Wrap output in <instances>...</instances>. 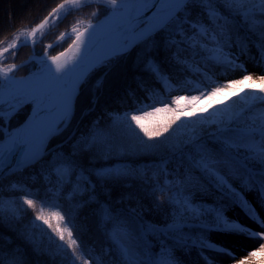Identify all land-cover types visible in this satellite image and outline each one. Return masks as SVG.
<instances>
[{"label":"snow or ice","instance_id":"obj_1","mask_svg":"<svg viewBox=\"0 0 264 264\" xmlns=\"http://www.w3.org/2000/svg\"><path fill=\"white\" fill-rule=\"evenodd\" d=\"M92 2L110 6L107 19L97 24L89 21L83 31L72 26L68 31L60 33L56 43L75 37L71 48L51 56L45 51L39 74L31 78L16 79L10 73L21 65L12 63L7 67H0V118H10L24 103L33 105V114L25 127L7 133V139L0 141V172H3L8 159L17 154L22 157L16 161L17 168L41 156L47 147V141L59 134L70 122L74 98L88 74L106 64L110 58L126 51L133 39L147 40L157 32L175 28L179 31L181 40L174 43L186 44L185 51L191 49L194 55L224 68L225 73L237 69L247 72L239 60V54L248 53L249 43L257 49L259 62L264 63V0H62L52 8L48 16L34 26L15 30L11 40L0 48V58L7 59L9 55L14 57L15 50L23 44H30L34 49L50 24L55 26L69 12L77 11ZM190 5L200 7L208 22L205 23L203 17L195 21L189 20L187 9ZM221 6L224 11H221ZM92 15H97V12ZM185 24L189 25L188 30L184 29ZM241 28L245 32L243 36L240 34ZM188 32L191 34L188 35ZM2 43L4 41L0 40V44ZM233 46L240 50L239 54L231 51ZM51 47L52 43L45 45V49ZM147 70L167 85V77L159 64L148 61ZM194 71L200 72L199 66ZM202 75L205 83H194L190 89L199 92V95H177L174 98L175 107L168 103H164L163 107L143 105L132 113H125L122 119L116 117L121 125L137 136L142 132L148 141L164 136L178 121L183 124L212 123L216 128L207 132V135L218 146V150L210 152L203 143L196 142L198 137H189L187 143H191L193 147L191 168L200 172L203 183L192 181L188 177L175 181L165 178L160 190L169 191L168 203L173 209L172 222L165 229H151L148 232V235L154 237L158 231L166 240H172V244L161 245L159 252L148 251L147 245L141 246L133 242L143 237H137L125 225L122 231L115 232L112 236L121 264H183L176 256V250L187 252L193 248L198 250L205 264H215V260L205 250L225 254L236 260V264H252L257 259L264 264V243L243 259H237L230 249L216 244L206 236L207 232L216 230L255 240L264 239V218L244 195L245 191L256 192L257 202L264 208V75L259 77L258 82L252 75L245 74L242 79H232L222 85L207 72ZM102 83V80L97 81L96 87H101ZM234 96L239 97V101L228 104L227 101ZM201 97H204L203 104ZM182 101L186 103L182 104ZM237 103L243 106L234 111L233 105ZM5 104L8 105L7 113L3 107ZM218 105L225 107L220 108ZM210 109L213 110L211 113ZM162 113L168 114L166 119L160 118ZM205 113H209L213 119L209 120ZM193 117L198 119L193 120ZM180 126L182 124L178 125ZM0 131L3 129L0 128ZM88 143L89 141L84 142L85 145ZM90 143L95 146L101 143V139L96 137ZM73 165L72 160L59 158L58 166L53 169L61 185L70 184L72 177L76 176L70 197L79 194L81 186L84 191L88 187H94L82 174L76 173ZM126 175L124 172L113 171L96 173L98 179L105 181ZM233 181H238L239 187L244 191L235 187ZM209 189L219 193L221 201L227 200L238 207L260 230L255 231L241 224L238 219L227 217L225 206L221 203L205 204L203 195ZM24 191L27 194L20 197L23 205L36 210L37 202L30 198L35 193L27 189ZM197 193L201 195V199H197ZM45 204L60 208L53 201L42 200L31 220L32 228L39 229L42 237H46L49 244H55L58 252L67 254L71 250V264H76L77 260L83 258L86 249L78 252L81 241L72 231L75 224L71 215L66 217L59 210L46 213ZM6 206L13 215L18 214L14 201H5L0 197V216L5 212ZM107 212L110 213L111 210ZM193 229L199 232L193 233ZM27 238L30 243H35L31 234ZM93 259L95 264H102L100 257ZM0 264H6L3 253H0ZM7 264H22V261L13 258ZM84 264H91V261L84 260Z\"/></svg>","mask_w":264,"mask_h":264},{"label":"trees","instance_id":"obj_2","mask_svg":"<svg viewBox=\"0 0 264 264\" xmlns=\"http://www.w3.org/2000/svg\"><path fill=\"white\" fill-rule=\"evenodd\" d=\"M61 2L62 0H0V40L4 41L0 48L11 40L15 30L34 26ZM93 9L99 10L98 18L106 15L108 11L102 5L87 4L77 11L69 12L36 43L37 53H43L46 44L52 43L60 33L69 30L81 10ZM187 11L189 20L195 21L203 17L204 22H208L200 7L190 5ZM221 11H224L222 6ZM183 27L185 30L189 29L187 24ZM240 34L245 35L244 29H240ZM180 40L179 31L175 28L157 32L153 37L138 42L131 50L110 58L106 64L96 68L81 87L75 101L74 114L67 127L49 141L48 148L56 145L57 147L34 163L0 179V197L5 201H14L18 210V214L13 215L6 206L5 212L0 216V253H3L6 264L13 258L19 259L22 264H71V250H68L67 254L58 252L55 244H49L46 237H42L40 230L31 226L35 211L39 210L44 199L60 205L57 209L45 204L46 213L59 210L66 217L69 214L72 217L75 224L72 231L81 241L78 252L86 249L83 258L77 260L76 264H84V260L95 264L94 257H100L102 264H121L112 236L125 225L133 230L137 237H143L140 241L143 246L147 245L148 251L159 252L161 245L172 244V240H166L158 231L154 237L148 235L149 230L165 229L166 225L172 222L173 209L168 203L169 191L165 189L162 192L160 186L165 178L175 181L188 177L193 180L200 175L199 171L191 168L193 147L187 141L190 136L195 135L199 138L196 142L203 143L210 152L218 150L217 144L207 135V132L215 130L216 125L183 124L178 121L164 136L148 141L142 132L137 136L121 125L116 117L122 119L125 113H132L143 105L154 104L156 107H163L164 103H168L175 107L174 98L177 95L190 96L188 91L194 82L205 83L202 72L212 75L221 85L235 79L231 77L222 80L220 76L225 73L224 68L194 55L191 49L185 51L186 44L174 43ZM66 44H57L49 51L56 54L64 49ZM251 46L253 45L249 43V48ZM31 51L30 45L22 46L17 51L14 62H22L29 57ZM231 51L239 54L240 50L233 46ZM248 53L245 55L248 56ZM243 55L239 54L241 63L246 59ZM148 61L159 64L164 76L173 86L167 88L157 75L149 72ZM197 66L200 72L194 71ZM21 72L20 74H26L28 70L23 66ZM99 80L103 83L97 88ZM189 81L193 83H188ZM239 99L234 96L227 103L233 104V101ZM201 100L203 104L204 97H201ZM242 106L239 103L234 104L233 110ZM30 107L31 104H27L18 110L10 118L8 129L20 124ZM218 107L223 108L225 105ZM212 111L210 109L209 113ZM209 113L204 115L211 120L213 117ZM167 116L166 113L160 114L161 119H166ZM181 124L182 126L178 127ZM4 126L5 119L0 118V128L3 129ZM4 135V130L0 131V140ZM69 136L71 137L67 139ZM96 137L101 139V143L93 146L90 141ZM85 141L89 143L85 145ZM85 148L87 150H84ZM59 158L72 160L76 173L82 174L94 187H88L87 191H84L81 186L80 193L70 197L76 176L72 177L70 184L58 183L53 169L58 166ZM121 163L126 166L115 167ZM151 163L160 165L153 169L149 165ZM100 171L124 172L127 175L105 181L97 178L96 173ZM233 184L244 191L239 187L238 181H233ZM13 185L18 187L13 188ZM25 189L35 193L30 198L36 200V210L23 205L20 197L27 194ZM197 199H201V196L197 195ZM203 200L207 205L214 202L223 204L225 212L233 207L227 200L221 201L220 194L215 190L203 196ZM109 209L110 213L107 212ZM37 223L42 224L40 221ZM44 227L47 228V225ZM198 232L199 230L193 229V233ZM28 234L32 235L35 243L29 242ZM210 235L211 231L206 233L208 238Z\"/></svg>","mask_w":264,"mask_h":264},{"label":"rangeland","instance_id":"obj_3","mask_svg":"<svg viewBox=\"0 0 264 264\" xmlns=\"http://www.w3.org/2000/svg\"><path fill=\"white\" fill-rule=\"evenodd\" d=\"M106 9L108 10L107 11V14H108L110 12V9L109 8H106ZM98 11H99L98 9H93L92 11H83V10H81L80 14L77 16V19H76V21L74 22V24L72 26L83 28V27H86V25H87V23L89 21H91V23L98 21L101 18H98L97 15H95V16L92 15L93 12H97V14H98ZM51 27L52 26L50 24V26L48 28H46L45 33H47L51 29ZM73 40H74L73 37L71 39H64L63 41L58 43V45H63L64 43H67L66 46H68ZM5 46H3V47H5ZM18 50H16V54H17ZM31 50L32 51H31L30 55L33 53V49L32 48H31ZM49 50H50V48L45 49L43 51V53L39 54V53H37V51L35 49L36 53L39 54V55H44L45 51H47L48 55H54V54H51ZM248 52H249L248 56H246L245 54L243 55L246 58L245 62L243 64H244V67L247 69V72H244V71L239 70V69H237L235 71H227L226 73H223L220 76V78L222 80H224V79L228 80L231 77H233L235 79H242L243 75L250 74V75H252L253 79L258 82L259 81V77L261 75H264V63H260L259 62V54L257 52V49L254 46H251L249 48ZM16 54H15L14 57L9 55L7 57V59H3L2 60V65L3 66H8V65H10L12 63L18 64L16 62H14ZM234 54H237V52H234ZM250 57H256V59H252ZM23 66L25 67L26 70H28V72H30L34 68L39 66V64L34 62V61H31V62H29L27 64H24V65L18 67L16 70H14L13 73L15 75H17V76L18 75H25V74H20V73H22L21 72V67H23ZM202 74H203V72H202ZM167 81H168L167 85L164 83L167 88H169L170 86H173L169 82L168 78H167ZM197 82H194V83H197ZM198 83H200V82H198ZM188 93L190 94V96L191 95H199V92H195V91H191V90H189ZM201 102H203V100H201ZM3 130L7 131L8 129L5 126ZM149 165H150L151 168L157 169L160 164L151 163ZM124 166H126V164H122L121 163V164H116L115 165L116 168H120V167H124ZM192 181H199V182L203 183V181H201V174L198 175L196 177V179H193ZM213 191H214V189H209V191L205 192L203 196H206L207 194H210ZM197 195L201 196L199 193H197ZM246 198L250 202H252L253 206L256 207V209L260 213L261 217L264 218V208H261L259 203L257 202V193L254 192V191L247 192ZM225 215L227 217L231 218V219H238L241 224H244V225L252 228L255 231H259L260 230L259 226L256 225L251 220H249L248 217L245 216V214L238 207L233 206L231 209H229L225 213ZM122 230H123V228H121L119 231H122ZM209 238L213 242H215L216 244H219V245H221L224 248L230 249L232 252H234L236 254L237 259H243L245 256H247V254L249 252H251V251L255 250L256 248H258L261 243H264V239L255 240V239H251V238H248V237H245V236H242V235L238 236V235L229 234V233L216 231V230H212L211 231V235H210ZM133 242L143 246V244L141 243L139 238L135 239ZM205 252H206L207 255H209L210 257H212L215 260V264H236V260H232L231 258H229L225 254L216 253V252H208L207 250H205ZM176 256H178L180 258V260L183 262V264H205V261L199 255L198 250L195 249V248H193V249H191L190 251H187V252L177 249L176 250ZM252 264H261V261L259 259H257L254 262H252Z\"/></svg>","mask_w":264,"mask_h":264},{"label":"water","instance_id":"obj_4","mask_svg":"<svg viewBox=\"0 0 264 264\" xmlns=\"http://www.w3.org/2000/svg\"><path fill=\"white\" fill-rule=\"evenodd\" d=\"M148 14H150V13H148ZM47 16H48V15H47ZM141 40H143V39H140V40H136V39H135L134 41H132V42L129 44V46H128V48H127L126 51L132 49L133 46H134L135 44H137L138 42H140ZM72 44H73V43H72ZM72 44H70L68 47H66L65 49H63V50L60 51L59 53H61V52H65V51H68L69 48H70V46H71ZM23 45H25V44H23ZM23 45H21V46H23ZM21 46H20V47H21ZM126 51H123V52H126ZM123 52H122V53H123ZM59 53H57V54H55V55H58ZM32 60H33V59H32L31 57H29L28 59H26L25 61H23L22 63L17 64V65H23V64H26V63H28V62H30V61H32ZM49 63H51V62L49 61ZM97 68H98V67H97ZM41 69H42V65H39V66L36 67L34 70H32L31 72L27 73L26 75H23V76H17V78H25V77H27V78H31V77H33L34 75L39 74V73L41 72ZM95 69H96V68H95ZM95 69H93V70L88 74V76H89V75H90ZM88 76H87V78H88ZM87 78H86V79H87ZM86 79H85V81H86ZM85 81H84V82H85ZM84 82L79 86L78 93L76 94V96H75V98H74V103H75V100H76L77 96H78L79 93H80L81 87H82V85L84 84ZM25 104H27V103H24L22 106H20V107L14 112V113H16V112H17L20 108H22ZM73 112H74V109H73ZM14 113H13V114H14ZM13 114H11V116H12ZM32 114H33V105L31 106V108H30L28 114L26 115L25 119H24L20 124H18L16 127L12 128V129L9 131V133H12V132H14V131L22 130V129L25 127L26 123L29 121V118L32 116ZM72 115H73V113H72ZM11 116H10V117H11ZM71 118H72V117H71ZM8 119H9V118H8ZM63 129H64V128H63ZM52 137H53V136H52ZM52 137H51V138H52ZM70 137H71V136H69L67 139H69ZM51 138H50V139H51ZM6 139H7V136H5V137H4L2 140H0V141H4V140H6ZM50 139L47 141V147H46L45 151L43 152V154H42L41 156H39L38 158H36V159L33 160V161L28 162L27 164H21L19 168L16 167V161H17V160H20L22 157H21L19 154H17L15 157L9 158L8 161H7V163H6V165H5V168H4L3 172H0V179L3 178V177H5V176H7V175H9V174H12V173L16 172L17 170L22 169L24 166H26V165H28V164L34 163L36 160H38L39 158H41L44 154H46V153L50 152L51 150H53L54 148H56L57 145L54 146V147H52V148H49V149H48V144H49ZM67 139H66L65 141H67ZM63 143H64V142H63Z\"/></svg>","mask_w":264,"mask_h":264},{"label":"bare ground","instance_id":"obj_5","mask_svg":"<svg viewBox=\"0 0 264 264\" xmlns=\"http://www.w3.org/2000/svg\"><path fill=\"white\" fill-rule=\"evenodd\" d=\"M95 3V2H94ZM102 4V3H101ZM103 5H105V4H103ZM105 6H107V5H105ZM109 9H110V6H107ZM108 15H109V13L105 16V17H103V18H101L100 20H98V21H96V22H92L93 24H97V23H101V22H103V21H105L106 19H107V17H108ZM79 28V30L80 31H83L84 30V28L85 27H83V28H81V27H78ZM73 38L75 39V37L73 36ZM135 39H133L132 41H134ZM30 45V44H29ZM72 46V45H71ZM71 46H70V48H71ZM69 48V49H70ZM44 57V55H37L36 53H33L32 55H31V58L33 59L32 61H35V62H37L39 65H41V59ZM2 58H0V67H7V66H3L2 65ZM53 67H54V65H53ZM14 72V71H13ZM10 73V75H12V76H14L16 79H20V78H17V76H15V74L14 73ZM74 106H75V103H74ZM4 111H5V113H7L8 112V105L7 104H5L4 106Z\"/></svg>","mask_w":264,"mask_h":264}]
</instances>
